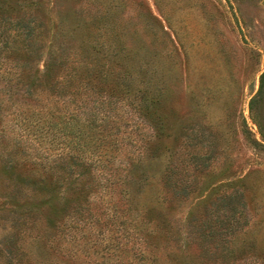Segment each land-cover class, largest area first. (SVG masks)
<instances>
[{"label":"trees","instance_id":"trees-1","mask_svg":"<svg viewBox=\"0 0 264 264\" xmlns=\"http://www.w3.org/2000/svg\"><path fill=\"white\" fill-rule=\"evenodd\" d=\"M65 19L53 18L41 0H0L5 100L21 102L27 136L46 145L41 154L18 143L0 151V197L26 204L11 215L14 232L1 242L5 264H33L20 238L70 258L68 222H113L119 214L130 218L132 210L147 224L137 232L140 256L147 250L149 264L160 259L161 247L173 264H184L186 257L199 264H264V236L262 249L246 236V214L255 209L245 198V176L202 187L201 174L214 170L204 171L194 157L168 161L182 142L168 143L166 81L136 82L141 66L85 46L84 38L66 29ZM2 119L0 110V126ZM156 184L161 197L152 199ZM188 201L184 222L174 225L170 210ZM96 206L103 208L102 221L91 212ZM36 222L43 226L36 228Z\"/></svg>","mask_w":264,"mask_h":264},{"label":"rangeland","instance_id":"rangeland-1","mask_svg":"<svg viewBox=\"0 0 264 264\" xmlns=\"http://www.w3.org/2000/svg\"><path fill=\"white\" fill-rule=\"evenodd\" d=\"M41 1L53 18L65 16L66 29L84 38L85 46L102 49L108 58L116 52L113 60L141 66L136 82L149 77L166 81L164 100L171 134L168 143L174 146L182 142L179 151L167 155V160L194 157L204 171L214 170L211 175L201 174L202 187L245 176V198L255 209L246 214V222H250L246 236L255 239L262 249L264 0ZM6 67L4 63V71L0 70V151L18 143L33 154H41L45 142L37 143L27 136L28 130L21 121L24 113H19L23 105L19 100H5L8 95L1 76H7ZM251 138L263 146H254ZM149 192L152 199L161 197L159 184ZM189 202L174 212L170 210L174 225L184 222ZM25 205L0 197V246L14 232L11 215ZM102 209H91L100 221L104 218L100 215ZM127 217L133 220L119 214L113 222H68L65 246L70 258L45 253L38 245L28 243L27 238H20V242L24 241L33 264H49L47 259L50 264H115L121 258L133 264H149L152 256L147 250L146 257L140 256L143 241L137 232V228L147 224L138 220L134 210ZM239 222L245 221L240 218ZM42 226L40 222L35 224L36 228ZM123 249H127L126 255ZM159 251L161 257L154 264H173L172 259L166 258L165 247ZM181 262L200 263L189 257L181 258ZM0 264H5L1 256Z\"/></svg>","mask_w":264,"mask_h":264}]
</instances>
